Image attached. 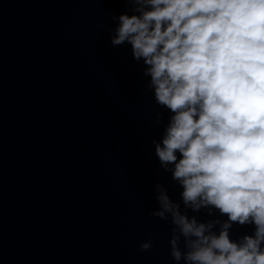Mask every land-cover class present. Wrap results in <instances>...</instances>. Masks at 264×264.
I'll use <instances>...</instances> for the list:
<instances>
[{
    "label": "clouds",
    "instance_id": "1",
    "mask_svg": "<svg viewBox=\"0 0 264 264\" xmlns=\"http://www.w3.org/2000/svg\"><path fill=\"white\" fill-rule=\"evenodd\" d=\"M124 2L131 14L113 17L111 44L131 46L150 78L145 91L171 113L152 144L182 189L180 201L156 183L158 209L150 213L171 220V257L264 264V0ZM188 210L226 219L201 221ZM234 224L254 230L233 240Z\"/></svg>",
    "mask_w": 264,
    "mask_h": 264
}]
</instances>
